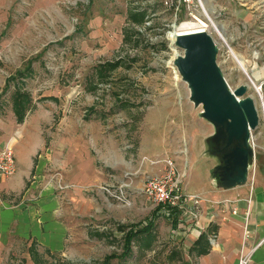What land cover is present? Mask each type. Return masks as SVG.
Returning <instances> with one entry per match:
<instances>
[{
    "label": "rangeland",
    "instance_id": "374dc122",
    "mask_svg": "<svg viewBox=\"0 0 264 264\" xmlns=\"http://www.w3.org/2000/svg\"><path fill=\"white\" fill-rule=\"evenodd\" d=\"M198 19L209 26L230 89L246 86L242 97L255 103L259 123L251 130L252 163L264 161V0H0V115L16 118L12 103L19 84L18 92L27 93L32 105L24 118L38 116L46 135L71 128L73 136L85 135L94 157L109 137L125 158L109 169L112 179L87 190L95 208L104 192L110 210L73 217L60 250L21 244L0 257V264H102L112 254L110 264H196L190 236L179 241L173 233L179 222L173 212L157 216L150 246L140 236L131 255L121 258L124 233L118 225L145 221L159 206L132 190L127 192L132 206H121L105 188L113 192L129 165L141 178L159 172L163 165L147 160L167 155L187 193L207 183L220 163L209 151L212 124L200 116L201 105L193 104L187 83L169 63L182 53L174 42L176 29ZM29 69L28 76H18ZM11 76L16 78L8 80ZM47 185L46 180L38 189ZM62 186L50 185L64 205Z\"/></svg>",
    "mask_w": 264,
    "mask_h": 264
},
{
    "label": "crops",
    "instance_id": "0c3cea01",
    "mask_svg": "<svg viewBox=\"0 0 264 264\" xmlns=\"http://www.w3.org/2000/svg\"><path fill=\"white\" fill-rule=\"evenodd\" d=\"M64 132L46 135L36 115H27L22 122L0 115V147L6 141L12 144L17 165L11 177L0 178V257H8L11 247H29L32 242L50 252L60 250L70 234L73 217L111 209L112 204L107 199L104 202V192L100 195L102 205L95 208V198L87 190L112 179L109 169L124 163V156L109 137L94 157L85 135L73 136L71 128ZM96 160L102 161V166ZM263 167V160L251 163L243 185L224 189L211 177L187 192L200 197V211L196 226L182 228L178 235L179 241L189 235L191 246L196 241V264H239L244 256L246 264H264ZM123 169L119 181L140 188L144 175L137 177L138 171L130 165ZM46 180L47 187L38 189ZM58 181L63 184L64 205L50 187ZM132 204L120 205L130 208ZM200 249L205 250L198 252Z\"/></svg>",
    "mask_w": 264,
    "mask_h": 264
},
{
    "label": "water",
    "instance_id": "95a60500",
    "mask_svg": "<svg viewBox=\"0 0 264 264\" xmlns=\"http://www.w3.org/2000/svg\"><path fill=\"white\" fill-rule=\"evenodd\" d=\"M174 42L182 53L173 62L188 85L189 98L195 106L201 105L200 116L214 128L209 151L220 163L211 175L224 189L243 185L254 159L248 137L259 123L255 103L250 96L242 97L246 86L240 85L233 92L228 88L216 61L218 48L208 32L180 34Z\"/></svg>",
    "mask_w": 264,
    "mask_h": 264
},
{
    "label": "built area",
    "instance_id": "2783aa9c",
    "mask_svg": "<svg viewBox=\"0 0 264 264\" xmlns=\"http://www.w3.org/2000/svg\"><path fill=\"white\" fill-rule=\"evenodd\" d=\"M177 54L179 55L181 53ZM175 58L173 57L169 61L171 65H174L173 61ZM144 159L148 158L144 157ZM147 161L153 165L161 163L163 167L157 173L144 174L143 183L140 188H134L129 182L120 180L118 181L117 188L113 192L107 187L105 188L106 191L122 204L129 202L126 190L139 191L153 205L161 206L159 209L161 215L165 214L169 216L171 212L179 214V222L176 229H173V233L179 234L182 228L189 230L193 225L196 226V216L200 211L201 199L196 194L182 192V178L174 158L165 155L162 158L149 159ZM16 169L17 165L13 146L10 142L6 141L0 147V178L11 177L16 172ZM183 221L187 225H183ZM211 240L213 239L211 238ZM246 263V256L239 260V264Z\"/></svg>",
    "mask_w": 264,
    "mask_h": 264
},
{
    "label": "trees",
    "instance_id": "16d2710c",
    "mask_svg": "<svg viewBox=\"0 0 264 264\" xmlns=\"http://www.w3.org/2000/svg\"><path fill=\"white\" fill-rule=\"evenodd\" d=\"M30 73V69L25 72V71H19L17 74L18 76H28ZM16 77H9L8 80H13ZM9 82H6L5 88L2 90L4 93L7 89ZM15 86V96H14V101L12 103V107L14 110V113H16V120L17 122H22L24 120L26 111L31 109L30 105V96L27 93L24 92H18L19 89V84H16ZM163 216L159 213V207H156L152 210L151 215L142 222H137L131 225H124V224H119V229L124 233L123 236V241H124V248L121 253V258L127 257L129 254L131 255V244L134 242V239L139 238L140 236L145 237L146 240L149 239L148 241H145L146 247L150 246L151 244V238H153V227L155 225V221L157 216ZM174 225V223H173ZM201 238V237H200ZM205 249H200L198 252H203ZM190 251L196 254V241L193 243V245L190 247ZM115 254L108 255L104 258L102 264H110V259L115 257Z\"/></svg>",
    "mask_w": 264,
    "mask_h": 264
},
{
    "label": "bare ground",
    "instance_id": "6f19581e",
    "mask_svg": "<svg viewBox=\"0 0 264 264\" xmlns=\"http://www.w3.org/2000/svg\"><path fill=\"white\" fill-rule=\"evenodd\" d=\"M202 1V0H201ZM209 16V15H208ZM211 17V16H210ZM210 17H207L208 18V23L210 24V27L212 29H214L215 31H217V33L220 35V30H219V27L218 25L210 18ZM209 26L203 22L202 20H194L193 22H183L181 23L178 28L176 29V34L177 35H180V34H186V33H193V32H199V31H206L207 28ZM207 32V31H206ZM173 36L174 37V41L176 39V36ZM215 42V41H214ZM216 44V43H215ZM216 47H217V44H216ZM218 48V47H217ZM177 56V55H176ZM175 56V57H176ZM184 81V80H183ZM227 83V82H226ZM227 86H228V83H227ZM228 88L230 89V87L228 86ZM231 92H233V90L230 89ZM237 100L239 101L240 98H237ZM251 130L249 131V137H248V145L250 146V148L252 149L253 151V148L251 147ZM253 154H254V151H253Z\"/></svg>",
    "mask_w": 264,
    "mask_h": 264
}]
</instances>
